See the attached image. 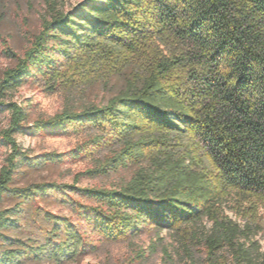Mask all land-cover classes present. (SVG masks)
<instances>
[{
    "label": "trees",
    "instance_id": "1",
    "mask_svg": "<svg viewBox=\"0 0 264 264\" xmlns=\"http://www.w3.org/2000/svg\"><path fill=\"white\" fill-rule=\"evenodd\" d=\"M115 77L122 85L106 103L72 105L34 127L89 130L91 143L109 155L81 175L128 177L110 188H13L21 166L62 156L35 162L16 148L13 135L27 117L6 102L9 92L43 80L74 97ZM6 110L2 137L14 149L0 170V205L5 197L26 204L69 190L89 204L65 202L106 241L185 229L192 239L182 249L190 255L196 243L208 264H264L252 231L260 223L241 226L224 212L228 196L253 213L264 209V0H85L73 12L49 3L42 30L0 77V113ZM20 212L0 210V240L18 246L0 249V264L29 257L62 263L96 247L81 227L48 212L37 214L48 226L44 242L10 240L2 231L18 227Z\"/></svg>",
    "mask_w": 264,
    "mask_h": 264
},
{
    "label": "rangeland",
    "instance_id": "2",
    "mask_svg": "<svg viewBox=\"0 0 264 264\" xmlns=\"http://www.w3.org/2000/svg\"><path fill=\"white\" fill-rule=\"evenodd\" d=\"M84 2L85 0H0V77L5 70L16 66L17 59L24 57L34 38L42 30L49 3H54L64 12H73ZM10 52L17 57H12ZM121 85L122 80L115 77L107 84L87 87L71 97L63 89L53 91L48 89L45 81L35 80L25 82L18 89L9 92L6 102L22 107L27 117L19 133L13 135L16 148L35 162L51 154L62 156L59 163L21 166L14 173L11 186L24 188L32 184H56L76 185L78 188H110L122 178L128 177V172L95 179L81 175L93 168L98 160L109 155L108 150H99L91 143L89 130L61 133L48 129L37 131L34 127L37 121L47 120L72 105L78 108L88 104L102 105L116 94ZM10 120L9 110L0 113V170L14 149V145L7 143L6 138L2 137L3 132L10 126ZM66 200L89 204L80 195L69 190L65 191L64 195L53 192L36 197L34 201L26 204L18 199L5 197L0 210L19 209L21 212L17 216L18 227L2 231V234L10 240L39 245L44 242L43 232L48 226L42 216L37 214L48 212L68 218L81 227L85 240L96 247L88 248L86 253L62 263L46 257H29L22 259L18 264H208L203 249L196 247V243L191 247L190 255L182 249L183 241L192 239V236H185V229L178 233L164 231L160 234L146 229L136 237L110 242L93 233ZM260 202L263 203L264 200ZM224 212L241 226L251 222L260 223V229L256 227L255 231L252 230L253 238L264 250L263 208L253 213L249 203L236 196H228ZM207 226L210 227V223ZM4 248L15 249L18 246L11 247L0 240V249Z\"/></svg>",
    "mask_w": 264,
    "mask_h": 264
}]
</instances>
